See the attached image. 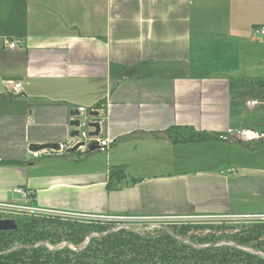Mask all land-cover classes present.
<instances>
[{"label": "crops", "instance_id": "0c3cea01", "mask_svg": "<svg viewBox=\"0 0 264 264\" xmlns=\"http://www.w3.org/2000/svg\"><path fill=\"white\" fill-rule=\"evenodd\" d=\"M260 26L264 0H0V204L264 216V144L219 139L264 131ZM100 106L109 151L33 158L67 143L79 107Z\"/></svg>", "mask_w": 264, "mask_h": 264}, {"label": "trees", "instance_id": "16d2710c", "mask_svg": "<svg viewBox=\"0 0 264 264\" xmlns=\"http://www.w3.org/2000/svg\"><path fill=\"white\" fill-rule=\"evenodd\" d=\"M197 137L203 140L205 135L198 134ZM120 172V169L113 168L111 177L117 176L120 180ZM15 221L16 230L0 231V253L15 246H31L41 242L81 245L91 233H105L114 227L84 225L59 217H19ZM188 231V227L171 228L173 234L183 238L187 237ZM189 241L201 245L231 241L264 252V226L260 230L252 229L245 235L238 234L224 240L221 237H191ZM0 264H264V259L232 247L195 249L160 229L157 233L144 235L120 230L93 238L86 248L76 251L68 247L54 251L44 246L18 249L0 255Z\"/></svg>", "mask_w": 264, "mask_h": 264}, {"label": "built area", "instance_id": "2783aa9c", "mask_svg": "<svg viewBox=\"0 0 264 264\" xmlns=\"http://www.w3.org/2000/svg\"><path fill=\"white\" fill-rule=\"evenodd\" d=\"M255 33L264 38V26H260L255 30ZM4 45L9 49L19 48L20 42L17 40H4ZM14 92L18 93L21 89L20 83H15ZM256 102H253L252 105H255ZM105 107H95L91 109H86L84 107H79L77 110L81 115L86 114V117H78L80 124L77 128L78 135L71 137L67 143L59 145V150L54 149H43L41 151H32L30 152L33 158H39L44 155H49L50 153L56 152H70V151H79L81 153H87L90 151L91 145H95L96 149L100 152H107L112 146V141L108 138H102L99 135L91 136V132H95L96 129L91 127V124L98 123L100 126V131L102 130L103 123L105 122ZM97 114V116H94ZM87 128V131L85 130ZM219 139L222 141H231L233 139H238L239 141L248 144L255 145L259 143L264 144V131L253 130V129H227V131L219 135ZM229 174H234V169L228 170ZM19 193L26 195L22 190L18 191ZM0 212L4 213H16V214H35V215H59V216H70L79 219H87L93 221H99L103 223H109L113 225H122V226H139L143 225H168L176 222L187 221V220H198V219H211V218H222V217H201V216H185V217H143V216H95V215H82V214H71V213H62L57 211H49L39 208H32L27 206L12 205L9 203L0 204ZM227 217V216H226ZM254 217V216H252ZM255 217H264V216H255ZM244 218V217H242Z\"/></svg>", "mask_w": 264, "mask_h": 264}, {"label": "rangeland", "instance_id": "374dc122", "mask_svg": "<svg viewBox=\"0 0 264 264\" xmlns=\"http://www.w3.org/2000/svg\"><path fill=\"white\" fill-rule=\"evenodd\" d=\"M87 131V128H85ZM198 138L194 135H189L188 133L181 135L180 139L186 138L192 139V138ZM22 217H34V218H47V217H59L65 221H77L84 225H93V226H122V225H113L109 223H103L99 221H93V220H87V219H79L75 217L70 216H59V215H35V214H16V213H4L0 212V219H14ZM264 226V217H222V218H211V219H196V220H185L181 222H176L168 225H139L138 227H155L154 230L150 232L145 233H157L160 229L157 227H165L168 228L171 231V228L173 227H188L189 231L187 233L186 239L189 240V238L199 239V238H205V237H214L218 238L221 237L223 240L227 237H232L234 235L238 234H246L247 231L255 229L260 230ZM137 233V232H136ZM145 233L140 232L139 234L144 235ZM185 238V237H184ZM65 242H62L59 245H62ZM72 249V248H71ZM74 250V249H73ZM76 251V250H74Z\"/></svg>", "mask_w": 264, "mask_h": 264}, {"label": "water", "instance_id": "95a60500", "mask_svg": "<svg viewBox=\"0 0 264 264\" xmlns=\"http://www.w3.org/2000/svg\"><path fill=\"white\" fill-rule=\"evenodd\" d=\"M77 118L80 116V113H76L75 115ZM94 116H97V114H94ZM74 119L72 122H71V127L72 128H77L80 124L79 120L78 119ZM91 127L95 128L96 131L95 132H91L90 135L91 136H97L99 135L100 133V126L98 123H94V124H91ZM78 130L77 129H73L72 133H71V137H74V136H77L78 135ZM43 149H54V150H59V145H33L31 147V150L32 151H41ZM96 146L95 145H91L90 147V151H96ZM161 230H163L165 233L171 235L173 238L177 239L178 241L180 242H183L195 249H206V248H214V247H219V246H222V247H232V248H235V249H238L240 251H243L247 254H250V255H254V256H258L262 259H264V252L262 251H256L254 249H251L250 247H247V246H243V245H239L237 243H234V242H231V241H220V242H216V243H212V244H205V245H201V244H196V243H192L191 241H189L188 239L186 238H183V237H180L178 235H175L173 234L168 228H165V227H157ZM17 229V223L14 219H0V231H14ZM155 227H138V226H118V227H115L113 229H111L110 231L108 232H105V233H100V234H97V233H91L86 241L84 243H82L81 245H73L71 243H63L62 245H51L50 243L48 242H41V243H38L36 245H31V246H23V245H19V246H15L5 252H2L0 253V255H5V254H9V253H12L18 249H36L38 247H47L49 248L50 250H54V251H57V250H60L64 247H68V248H72L74 250H81V249H84L87 247V245L90 243V241L93 239V238H96V237H104V236H107L109 234H112V233H115V232H118L120 230H127V231H134V232H137V233H140V232H150L152 230H154Z\"/></svg>", "mask_w": 264, "mask_h": 264}]
</instances>
